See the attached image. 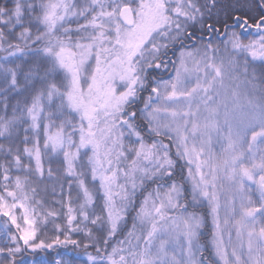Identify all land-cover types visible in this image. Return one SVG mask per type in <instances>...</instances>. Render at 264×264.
<instances>
[{
  "label": "snow or ice",
  "instance_id": "1",
  "mask_svg": "<svg viewBox=\"0 0 264 264\" xmlns=\"http://www.w3.org/2000/svg\"><path fill=\"white\" fill-rule=\"evenodd\" d=\"M0 264H264V0H0Z\"/></svg>",
  "mask_w": 264,
  "mask_h": 264
}]
</instances>
